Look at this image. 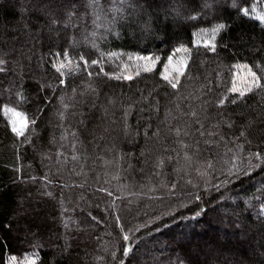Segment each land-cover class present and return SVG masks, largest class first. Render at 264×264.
Listing matches in <instances>:
<instances>
[{
  "label": "trees",
  "instance_id": "obj_1",
  "mask_svg": "<svg viewBox=\"0 0 264 264\" xmlns=\"http://www.w3.org/2000/svg\"><path fill=\"white\" fill-rule=\"evenodd\" d=\"M47 3L0 0V264L29 252L36 264H264V163L250 156L264 155V88L229 91L238 64L264 85V0H215L211 9L203 0H130L115 26L112 0H100L99 19L88 0L53 4L56 25L40 11ZM66 11L75 13L67 25ZM220 23L213 51L203 41ZM181 45L187 51H174ZM180 53L187 65L173 89L161 73ZM138 55L159 59L145 71ZM5 105L35 121L23 136Z\"/></svg>",
  "mask_w": 264,
  "mask_h": 264
},
{
  "label": "snow or ice",
  "instance_id": "obj_2",
  "mask_svg": "<svg viewBox=\"0 0 264 264\" xmlns=\"http://www.w3.org/2000/svg\"><path fill=\"white\" fill-rule=\"evenodd\" d=\"M67 2H68V4L71 5V7L73 9L76 7V5L74 3H72V0H67ZM129 2H130V0H119V6H117V0H112V5H111V7L109 9V11L111 13H113L112 18L109 21V23L112 26H115L118 18H123V14H124V11H125L124 6L126 4H129ZM214 2H215V0H203V5H202L203 9H211L213 7V3ZM37 3L38 4L41 3V0H37ZM64 3H65V0H50V3L44 4V6L40 9V11L44 12V14L49 18L50 23L52 25H56L58 23V20H57V18L55 17V15L53 13V4H64ZM88 7L92 9L93 15H96V18L99 19V16L97 15V13L98 12H103V7L100 4V0H88ZM133 7L135 8V5H133ZM175 11H176L177 15L180 14L178 8L175 9ZM65 14H66L67 19L64 21V23H65V25H67V24L71 23L72 17L75 15V13H74V11H66ZM199 16H200V14L196 13V14H193L192 16H190V17H186V19L198 20ZM258 19L260 21L264 22V15H260L258 17ZM93 23H95V20L93 21ZM72 26L75 27L74 24ZM146 28H147V26H146ZM224 28H226L225 24H223V23L217 24L212 29L211 38L205 39L203 41L205 46H207V47L211 48V50L215 51V37H216L217 33L220 32ZM91 35L95 36L96 33H92ZM93 47H96V45L93 44ZM179 50L187 51L184 48L183 45H181L179 49H174V51H179ZM57 55H59V54H57ZM64 55H65V57H67V51L64 53ZM109 55H114V54L109 53ZM129 58L131 59V57H129ZM136 59L138 61L139 60H143L145 62L144 63V70L145 71H151L152 70L151 66L154 65L155 60L159 59V58L158 57L153 58L151 56H139L138 55L136 57ZM80 60L84 61V65L86 67L89 66L88 65V61L84 58L83 55L80 57ZM172 61H173V57L169 56L168 57V64H165V70L166 71L161 73V75L163 76L164 80H166L173 89H176L178 87L179 83H180V77L182 75H184V73H185L187 60L186 59H181L176 64H174L173 65V70L174 71H173V73L169 74L167 72V69H168L169 64H172ZM6 63L7 62H6L5 59L0 58V66L5 65ZM91 65H93V66L101 65L100 71L103 72V66H102V63H101L100 60H98V59L97 60H92L91 61ZM63 67H65V65L63 63H61L57 67V70L61 71V69ZM125 67H127V66H125ZM137 67H139V65H137ZM2 71H4V68L0 67V72H2ZM105 74L108 75L107 73H105ZM89 75H92V73L89 72ZM251 76H252V81H251L250 84H246L243 88H238L236 86V84H235V81H234L233 82V86L229 89V91L232 92V93H239L240 97H244L247 92L253 91V89L255 87L264 88V85H261L259 83V79L256 77V73L255 72H252ZM120 78L121 77H119V76L116 77V79H120ZM123 78L131 80L132 76L128 75V76H124ZM64 83H65V80L61 79L60 80V84L63 85ZM73 91H75V89H73ZM20 97H21V99H23V93L22 92L20 93ZM60 100H61V104L63 105V107L67 108V105L63 104V97H61ZM232 102L235 103V101H232ZM217 103L219 105H223L225 103V100L224 99H220ZM3 111H4L5 115L9 117V124L11 126V131L13 133H15L17 136H23L25 130L28 128L29 123H33V124L35 123V121H30L23 112L18 111L17 108H15V107H9V106L5 105ZM59 115L61 116V118H63L64 113L61 112V113H59ZM190 115L192 117H197V113L195 111H192L190 113ZM196 123L199 124V129H197V131H199L200 136H204L205 132L202 130L203 127H204L203 124L200 123L199 119H196ZM214 127H218V125H214ZM229 127H231V125H229ZM159 131L160 130L157 129L156 132L153 133V135H157L158 136L159 135ZM169 131H173V129H169ZM174 131H175L177 136L180 135L181 130L179 128L174 129ZM146 134H147V131H146ZM184 135L187 136V135H189V133L187 131H185ZM208 135L209 136H213L215 134L210 132V133H208ZM244 136H245V131L242 129L240 131V133H239V137H234V139H239L240 137H244ZM220 139L223 140L224 137L221 136ZM205 143H210V141H206ZM184 146L187 147V145H184ZM196 151L197 152L199 151V142H197ZM250 156H255L256 159H258L262 163H264V155H262L260 152L250 153ZM169 159H171V157H169ZM185 159L186 160H190L191 157H189L188 154L185 153ZM233 159H235V157H233ZM163 163H164V161L160 160V162H159L160 166H162ZM259 166H260L259 164H257V165H251L250 164L248 170L251 171L252 167H259ZM207 168L208 169H212L213 168L211 160L207 161ZM197 171H198L199 175H201V176H207V175L210 174L207 171L200 172L199 169H197ZM233 175H234V172L232 171V169H228L227 170V177H231ZM227 177L223 181H221V182H219L217 184L211 185V187L214 190L218 191L220 188H222L225 185H227L228 183H230V180ZM45 179H47V177H45ZM188 183L192 184L193 182H192L191 179H189ZM208 186L209 185L206 183L205 184V190L208 189ZM176 187H177V184L175 182H173L171 184V188L175 189ZM193 187H197V185L193 184ZM101 191H107V189H101ZM172 194L175 195L174 192ZM48 195H51V193H48ZM109 195H111V193H109ZM189 195L195 201H200L201 200V196L199 194H197V193H190ZM221 199H224V198L221 197ZM181 206L183 207L185 205H181ZM203 211H204V209L201 208V210L196 212L194 214V216L191 217V219H195L196 217H199L202 214ZM259 211H260V213L264 214V204L260 205ZM89 215H91V214L89 213ZM93 219H95V217H93ZM185 219H188V217H185ZM116 220H117V222H119V217L118 216L116 217ZM140 227H144V225H141ZM121 231H123V226L122 225H121ZM137 231H139V229H137ZM131 240H132V237L129 235V233L128 232H124L123 241L126 242L125 246H123V248H122V253H123L124 257H128L130 253L134 252V247H133V245L131 243ZM112 255H113L114 258H116V252H113ZM13 261H15V257H13ZM24 264H36V261H35V259H29L26 256ZM119 264H125V260L124 259H120L119 260ZM181 264H183V262H181Z\"/></svg>",
  "mask_w": 264,
  "mask_h": 264
},
{
  "label": "rangeland",
  "instance_id": "obj_3",
  "mask_svg": "<svg viewBox=\"0 0 264 264\" xmlns=\"http://www.w3.org/2000/svg\"><path fill=\"white\" fill-rule=\"evenodd\" d=\"M217 1H219V0H217ZM220 1H222V0H220ZM181 59H184L182 53H180L175 59H173L172 64H169L168 69H167V72L169 74L173 73V71H174L173 70V65L176 64ZM140 61H141L142 65H143V67H144V63L145 62L143 60H140ZM167 64H168V62H167ZM151 67H154V65H152ZM235 68H236L235 69L236 72H235L234 81H235L236 86L238 88H243L246 84H250L251 81H252V76H251L252 72L249 70V68L246 65H243V64H240V65L238 64V65H236ZM165 71L166 70H165V67H164L163 72H165ZM6 117H7L8 121H9V117L8 116H6ZM115 197H117V196H115ZM178 238H180V236ZM29 253H26V254H24L22 256L8 255L5 264H24L26 256L29 259H35L36 260L35 254H31V253L29 254ZM13 257H15V261H13Z\"/></svg>",
  "mask_w": 264,
  "mask_h": 264
}]
</instances>
